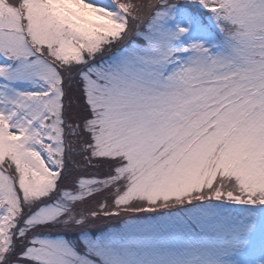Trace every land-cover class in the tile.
<instances>
[{"label": "snow or ice", "instance_id": "6c2138e0", "mask_svg": "<svg viewBox=\"0 0 264 264\" xmlns=\"http://www.w3.org/2000/svg\"><path fill=\"white\" fill-rule=\"evenodd\" d=\"M0 264H264V0H0Z\"/></svg>", "mask_w": 264, "mask_h": 264}]
</instances>
